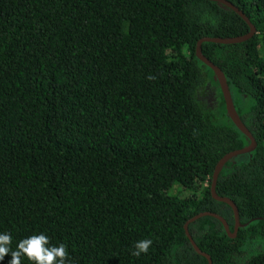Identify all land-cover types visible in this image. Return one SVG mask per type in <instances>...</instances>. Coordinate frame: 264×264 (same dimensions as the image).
<instances>
[{
    "label": "trees",
    "instance_id": "obj_1",
    "mask_svg": "<svg viewBox=\"0 0 264 264\" xmlns=\"http://www.w3.org/2000/svg\"><path fill=\"white\" fill-rule=\"evenodd\" d=\"M229 1L256 33L201 50L257 143L215 186L246 224L230 237L204 215L188 231L212 264H264V0ZM248 29L211 0H0V234L12 250L42 233L70 264H208L184 225L211 211L233 230L211 177L250 141L195 47ZM143 239L148 252L133 256Z\"/></svg>",
    "mask_w": 264,
    "mask_h": 264
},
{
    "label": "water",
    "instance_id": "obj_2",
    "mask_svg": "<svg viewBox=\"0 0 264 264\" xmlns=\"http://www.w3.org/2000/svg\"><path fill=\"white\" fill-rule=\"evenodd\" d=\"M211 1H215L219 5H222V6H225V7L232 9L235 13H237L240 17L243 18V20L247 23L249 29H248L247 33L242 34V35H237V36H231V37L205 36V37H202L196 43L195 55L197 56V58L201 62H203L205 65H207L213 71L214 78L218 81V85H219L221 93H222V97H223V100L225 103L226 113H227L228 117L230 118L232 123L240 130V132L243 133L249 139L250 142L248 145H246L240 149H235V150H232V151L224 154L216 163L214 170H213L212 177H211L210 192H211L212 197L218 201H222V202L227 203L228 205H230V207L233 210V214H234L233 230L232 231L230 230L227 221L221 215H219L218 213H215V212H211V211H203V212L195 214L194 216L190 217L184 225V230H185L186 236L188 237L193 249L197 253H199L200 255H203L207 259L208 264H212L211 257L207 253L202 251L197 246V244L195 243V241L193 240L192 236L190 235V233L188 231V223L196 220L197 218H199L201 216L211 215V216H214L221 221L226 233L230 237H234L236 235L238 227L246 224V223L242 224L240 222L238 208L235 205V203L228 197L218 195L216 193L215 186H216V181L218 179L219 173L227 161H229L230 159H232L235 156L245 154V153H249V152L253 151L257 145L255 138L253 137V135L251 134L249 129L246 127V125L243 123V121L241 120V118H240V116L236 110V107H235L233 98L231 96L230 89L228 87V83H227V80H226V77H225L223 71L220 69V67H218L216 64H214L210 59H208L202 53V50H201V44H202V42H205V41L221 43V44H230V43H238V42L246 41L256 33V27L249 20L247 15L241 9H239L236 5H234L232 2H230L229 0H211Z\"/></svg>",
    "mask_w": 264,
    "mask_h": 264
},
{
    "label": "clouds",
    "instance_id": "obj_3",
    "mask_svg": "<svg viewBox=\"0 0 264 264\" xmlns=\"http://www.w3.org/2000/svg\"><path fill=\"white\" fill-rule=\"evenodd\" d=\"M13 238L9 233L0 234V262L7 255H11L9 264H22L26 258L30 264H70L66 245H52L47 235L34 234L21 239L15 250H12ZM152 245V240L143 239L135 243L132 255L139 257L146 254Z\"/></svg>",
    "mask_w": 264,
    "mask_h": 264
},
{
    "label": "rangeland",
    "instance_id": "obj_4",
    "mask_svg": "<svg viewBox=\"0 0 264 264\" xmlns=\"http://www.w3.org/2000/svg\"><path fill=\"white\" fill-rule=\"evenodd\" d=\"M211 78L213 79V75L211 76ZM209 81H208V83H207V85L204 87V90H205V93L206 92H210L211 93V95L212 96H214L215 94H217L218 95V89H217V86H215L214 85V83L212 84V82L210 81V78L208 79ZM212 90H213V92H212ZM217 92V93H216ZM200 96H201V94H200ZM219 97V96H218ZM235 97V101L236 102H238L239 101V98H238V96L236 97V96H234ZM241 103V102H240ZM214 104V103H213ZM245 106V105H244Z\"/></svg>",
    "mask_w": 264,
    "mask_h": 264
}]
</instances>
